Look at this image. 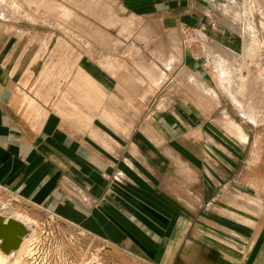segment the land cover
I'll return each instance as SVG.
<instances>
[{
	"label": "crops",
	"instance_id": "1",
	"mask_svg": "<svg viewBox=\"0 0 264 264\" xmlns=\"http://www.w3.org/2000/svg\"><path fill=\"white\" fill-rule=\"evenodd\" d=\"M117 1L131 17L208 39V74L186 65L208 87V144L197 143V128L175 126L185 101L164 93L162 74L178 67L103 61L70 48L74 32L54 41L7 6L0 188L147 264H264L261 102L229 95L241 85L224 81L230 66L215 58L243 53V33L228 24L239 29L235 11L250 2L252 22L264 23V0ZM11 2L23 3L29 24L51 20L53 0ZM188 100L194 117L196 97Z\"/></svg>",
	"mask_w": 264,
	"mask_h": 264
},
{
	"label": "rangeland",
	"instance_id": "2",
	"mask_svg": "<svg viewBox=\"0 0 264 264\" xmlns=\"http://www.w3.org/2000/svg\"><path fill=\"white\" fill-rule=\"evenodd\" d=\"M11 1L0 0V15L6 17L7 6L10 7L7 12L9 15H12L14 10L21 9L24 26H36V30L51 31L55 33L54 41L57 36L62 35L61 31L68 29L67 33L74 32V36L70 34V48H82L85 53H94L96 58L100 56L103 61L106 59L110 63H124L126 60L133 66L164 64L165 67H178L173 73L162 74L165 79L162 84L164 93L180 96L185 101L182 102L185 104L182 106L185 111L180 114L175 126L183 129L197 128V143L208 144V87L200 83L198 77L194 78L192 71L186 67L189 63H195L194 68L206 69L208 74V39L190 41L184 34L164 29L156 18L131 17L125 13L117 0H58L67 8L61 7L60 3L53 0V6L47 11L51 20L38 24L26 22L29 20V14L23 3L12 5ZM29 1L34 0H25L26 3ZM254 10L253 3L250 2L235 11V18L241 19L239 29L228 24L230 29L243 33V53L238 56L224 54L215 58L222 59L223 63L230 66H226L230 71L227 72V77L224 76V81L231 85H241L229 88V95H246L259 99L261 103L254 104V107L261 110V120L256 122L264 126V23L252 22ZM64 13L68 15L67 18ZM242 17H246V22L242 21ZM129 48H132V51L125 52V49ZM189 51L193 54L190 59L186 56ZM179 66L182 67L181 70ZM135 74L138 78L142 76L140 72H134ZM143 76L145 79H151V73H148V77ZM173 76L175 82H168L167 79L171 81ZM190 97H196L197 115L194 117L188 112ZM250 106L252 107V104ZM244 123L246 126L251 125L248 120H244ZM0 202L6 206L5 210L3 209L4 216L20 213L30 217L33 224L24 252L16 254L18 257L11 256L7 264H63L65 261H75L79 264H147L114 245L52 216L48 211L28 204L2 188Z\"/></svg>",
	"mask_w": 264,
	"mask_h": 264
},
{
	"label": "bare ground",
	"instance_id": "3",
	"mask_svg": "<svg viewBox=\"0 0 264 264\" xmlns=\"http://www.w3.org/2000/svg\"><path fill=\"white\" fill-rule=\"evenodd\" d=\"M5 207V204L0 202V262L3 264L9 263L11 256L18 257L19 253L24 252L29 240L28 233H32L33 225L30 217L20 213L4 216Z\"/></svg>",
	"mask_w": 264,
	"mask_h": 264
},
{
	"label": "built area",
	"instance_id": "4",
	"mask_svg": "<svg viewBox=\"0 0 264 264\" xmlns=\"http://www.w3.org/2000/svg\"><path fill=\"white\" fill-rule=\"evenodd\" d=\"M49 213H51V212H49ZM52 214V216H54V217H56V218H58V219H60V217H58L57 215H55L54 213H51ZM62 220V219H61ZM63 221V220H62ZM64 222H66V221H64ZM67 223V222H66ZM69 224V223H68ZM80 230V229H79ZM81 231H83V230H81ZM84 233H86L85 231H83ZM28 236H29V233H28ZM63 264H79V263H77V262H75V261H65Z\"/></svg>",
	"mask_w": 264,
	"mask_h": 264
}]
</instances>
